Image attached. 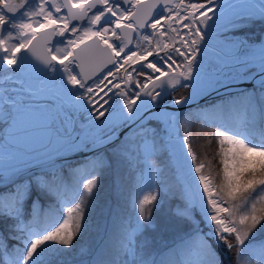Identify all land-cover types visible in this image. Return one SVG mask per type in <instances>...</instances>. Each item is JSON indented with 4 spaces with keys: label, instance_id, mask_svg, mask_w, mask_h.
Wrapping results in <instances>:
<instances>
[{
    "label": "snow or ice",
    "instance_id": "obj_1",
    "mask_svg": "<svg viewBox=\"0 0 264 264\" xmlns=\"http://www.w3.org/2000/svg\"><path fill=\"white\" fill-rule=\"evenodd\" d=\"M257 22L264 0H0V264H264V39H228ZM133 165L135 217L85 245Z\"/></svg>",
    "mask_w": 264,
    "mask_h": 264
},
{
    "label": "trees",
    "instance_id": "obj_2",
    "mask_svg": "<svg viewBox=\"0 0 264 264\" xmlns=\"http://www.w3.org/2000/svg\"><path fill=\"white\" fill-rule=\"evenodd\" d=\"M199 2H203V0H199ZM247 38L249 43L255 46L259 44L262 39H264V33H252L247 35ZM187 92V89L181 90L182 94H187ZM214 128V126L201 127L200 124H196L193 126L192 135L194 138V146L197 147L198 153L207 152L208 158L212 161V164L216 168H219L217 160L212 159V156L215 154L217 149L215 139H212L211 145L200 148V145L205 144V137H211V134L214 133ZM143 163L144 162L141 161L142 165ZM161 166L163 167V164ZM146 172L147 168L145 167V173ZM213 175H215V171H213ZM138 176L139 172L135 169V165H133V167L131 168L127 166L114 167L112 170L104 172L101 178L104 189L103 193L101 194V200L104 201V204L102 206L103 217L100 213L96 214L95 220L93 222L94 226L83 239V243L85 245L99 246L102 243V240L107 239V237L105 236V228L107 227L109 229V232L111 231L112 220L117 215L131 218L135 217L137 210L134 208L133 200L139 190ZM109 208L112 210L111 217L108 216ZM167 213L168 204L165 203L162 209H160L159 211H153V217L159 223L160 219H162ZM199 220V216L194 212V219L192 221V224L194 225ZM96 225H99V228H97ZM185 230H188L187 226H185ZM144 235L152 238L156 246L159 248H163L166 245H171L175 239V234L171 230H169L168 232L148 231ZM11 243L12 242H10V245ZM227 254L229 255L231 253ZM227 254L223 252L220 253L221 258L225 261V263V256Z\"/></svg>",
    "mask_w": 264,
    "mask_h": 264
},
{
    "label": "water",
    "instance_id": "obj_3",
    "mask_svg": "<svg viewBox=\"0 0 264 264\" xmlns=\"http://www.w3.org/2000/svg\"><path fill=\"white\" fill-rule=\"evenodd\" d=\"M73 23H77V21H73ZM254 32H264V23L257 22L255 24L251 25L250 28L246 30V33L238 34L237 36H244V35H248V34L254 33ZM54 39H59V37H56ZM138 39L139 38L135 34H133V45H135V43L138 41ZM33 44L36 45V42L34 41ZM218 47L223 48V53L224 54H226L228 52V48L226 46V41L224 40L223 36L220 37V41H219ZM37 50L38 51L40 50L39 45H37ZM23 54H24L23 51L18 53V55H23ZM29 59L32 61L33 64L39 65V61L36 60L34 57H32L30 54H29ZM149 59H151V57ZM3 67L5 69L8 68V66L6 64ZM0 73H3V72H0ZM132 90L135 91V90H138V89H136L135 85H133L132 86ZM101 119H104V118H101Z\"/></svg>",
    "mask_w": 264,
    "mask_h": 264
},
{
    "label": "rangeland",
    "instance_id": "obj_4",
    "mask_svg": "<svg viewBox=\"0 0 264 264\" xmlns=\"http://www.w3.org/2000/svg\"><path fill=\"white\" fill-rule=\"evenodd\" d=\"M257 33H260V32H257ZM261 33H264V32H261ZM252 34V33H251ZM239 38H241V37H236L235 39H239ZM229 40H231V38H228ZM233 39V38H232ZM254 47H259V44H257V45H255ZM140 80H141V82H143V77H141L140 78ZM181 135H183L184 134V129H183V127L181 128ZM214 132H215V128H214ZM147 173V172H146ZM198 216H199V218H200V214H199V212L198 211H196L195 212ZM232 255L231 254H227L226 256H225V258H226V263L225 264H228V260L230 259V258H232L231 257Z\"/></svg>",
    "mask_w": 264,
    "mask_h": 264
},
{
    "label": "bare ground",
    "instance_id": "obj_5",
    "mask_svg": "<svg viewBox=\"0 0 264 264\" xmlns=\"http://www.w3.org/2000/svg\"><path fill=\"white\" fill-rule=\"evenodd\" d=\"M8 66V71H7V73H5L4 74V76L3 77H5V76H8V75H11L12 74V71H11V69H12V66H9V65H7ZM3 77H1L0 79H2ZM4 87H7V88H15V87H18V85L17 84H15V83H11V82H5L4 83Z\"/></svg>",
    "mask_w": 264,
    "mask_h": 264
}]
</instances>
